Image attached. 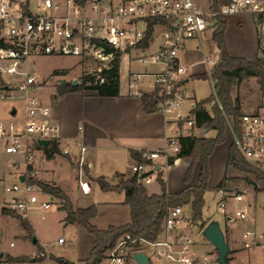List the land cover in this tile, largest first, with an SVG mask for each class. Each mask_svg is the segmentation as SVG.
<instances>
[{"label":"built area","instance_id":"2783aa9c","mask_svg":"<svg viewBox=\"0 0 264 264\" xmlns=\"http://www.w3.org/2000/svg\"><path fill=\"white\" fill-rule=\"evenodd\" d=\"M247 14L256 16L264 39V0H226L215 9L210 7V2L202 9L195 0H0V78L3 81L0 98L13 90L27 91L36 84L34 73L27 66L33 55L92 57L106 61L103 68H108L116 52L121 56L138 49V62L162 65L155 75L154 86L172 93L159 104V110L173 115L175 121L191 129L195 122L181 111L184 97L179 92L181 85L176 86L188 71L179 60V52L185 50L189 40H196L202 48L203 32L207 29L212 32L218 17ZM150 20L155 21L152 34L157 30L160 39L154 53H147V47L139 45L146 36ZM107 47L110 52H106ZM205 63L214 93L216 80L210 76V61ZM101 69L98 67V72ZM140 75L129 74V89L136 86ZM13 115H17L16 109ZM227 130L243 159L264 174V95L253 111L241 115L238 135L229 124ZM59 137L50 106L33 95L23 96L19 117L11 116L9 121L0 123V155L20 157L9 161L8 165L23 169L14 181L4 185L8 198L2 206L6 211L26 218L31 211L47 210L53 203L55 196L31 180L36 178L33 164L37 152L43 149L37 140L47 139L48 146L55 143L62 154L69 153L67 148H60ZM179 137L177 132L167 136L160 149L140 151L145 162L132 165L131 171L142 185L149 183L151 173L156 172L155 159L176 158L180 151ZM246 192V189H218L217 211L225 212L229 197L236 203L242 202ZM236 215L246 218L244 209L236 210ZM191 223V216L180 205L168 207L163 217L162 237L154 242L142 239L139 242L155 248L153 253L160 264H210L207 255H196L192 250L194 241L186 230ZM244 236L254 238L255 235L246 231ZM57 242L63 244L65 238L60 236ZM134 242L129 234L120 236L108 255V264H136L132 259V254L138 251L132 247ZM244 245L249 246L250 242ZM129 255L131 261L127 262Z\"/></svg>","mask_w":264,"mask_h":264},{"label":"crops","instance_id":"0c3cea01","mask_svg":"<svg viewBox=\"0 0 264 264\" xmlns=\"http://www.w3.org/2000/svg\"><path fill=\"white\" fill-rule=\"evenodd\" d=\"M210 43L209 47L205 49L204 42L201 48L196 40H189L186 43L185 50L179 52V60L188 69L179 89V92L184 97L180 109L186 115H189L194 122L195 115L193 110L196 104L210 94L205 98L197 99L193 93L194 88L189 83L190 79L198 78L196 77L197 75L206 73V60L210 61L209 67H212L217 61L218 51L216 45L212 39ZM262 47L261 49H264V46ZM132 51L133 54L130 55ZM128 53L129 56L126 57L125 61L128 66V73L124 83L120 79L122 55L120 56L119 94L117 96H100L93 90L58 93L57 87L49 100H42L43 103L50 106L51 116L59 128L60 137L58 144L60 148H67L69 153L62 154L57 149L50 156H47L44 148L41 149V156L37 157L33 164L36 176L41 182L57 187L66 194L74 209L95 205L97 213L90 219L91 223L96 220L100 213V208L104 206L117 208V210L124 212L122 222H117L114 225L124 224L130 219L129 206L124 203L123 192H117L116 201L93 202L91 198L89 199L94 190L99 188L95 181L92 180L93 178L103 176L109 183L114 184L117 180L116 173L133 174L131 166L136 164L137 160L131 156V151L140 152L141 150L152 151L160 149L163 147L166 137L177 132L180 136L193 133L198 137H213L216 134L214 129L196 127L195 124L191 129H187L180 122L175 121L173 115L160 110L146 113L143 110L140 94L149 93L153 90L155 75L162 68V65L158 67V63L141 64L136 59L140 53L138 49L130 50ZM135 62L141 69L135 67L133 69L131 67L132 63L135 64ZM131 72H137L141 75L136 82V86L129 89L127 81ZM202 80L207 81L211 86L208 78H203ZM258 103L249 108L250 111H253ZM210 106L211 103H204L202 109L210 114ZM12 110L9 112L10 115H13ZM6 116L7 114L4 113L0 115V123ZM10 119L11 116L7 121ZM230 143L231 137L225 132V139L213 148L208 158L209 178L207 188L214 189L215 200L218 189L233 191L230 183L233 177L236 176L235 169L227 164ZM81 147H83L82 151L80 150ZM4 156L10 161L20 159V157L14 155ZM168 159L169 157L163 156L155 159L156 172L151 173L150 182L143 185L148 194H159L161 192L157 181L158 174L164 181L166 192L169 194H178L188 186H196L198 184L200 173V164L198 162L194 163L191 177L186 183L184 174L190 164V160L185 157H176L169 162ZM64 169L72 174L74 178L75 185L73 188L65 181ZM40 172L42 175L38 176ZM6 174L7 176L11 175L12 172L8 171ZM4 179L5 172L0 171V181L2 182ZM221 182H223V186L218 188L217 186ZM0 214L12 216L10 213L5 212L2 205L0 206ZM29 216L30 214L27 218ZM202 219L203 223L204 221L209 223L215 220L210 217L204 218L203 216ZM104 225L110 226L113 224L106 222ZM102 227L104 226L97 228L104 229ZM246 231L254 232L253 230L240 231V227L234 221L232 222V219L227 220L226 218L224 236L226 235L227 237L230 263L231 261H237L238 258L240 259L243 251L248 250L247 252H250L249 248L259 245L260 242L256 233L254 232V238L245 237ZM161 237L162 234L158 238ZM246 241L250 242L249 246L244 245ZM192 250L196 255H201L198 249L192 248ZM247 252L245 254H248ZM33 253L31 252V254ZM98 264H108V260L102 259Z\"/></svg>","mask_w":264,"mask_h":264},{"label":"rangeland","instance_id":"374dc122","mask_svg":"<svg viewBox=\"0 0 264 264\" xmlns=\"http://www.w3.org/2000/svg\"><path fill=\"white\" fill-rule=\"evenodd\" d=\"M200 8L206 9L210 0H195ZM227 27L223 33V40L226 52L231 57L242 58L246 61H254L260 57H264V39L260 34V25L255 15H235L229 16ZM203 42L205 49L209 47L211 41V30L207 29L203 32ZM160 39L158 31L155 30L151 36L147 53H154ZM216 45V44H215ZM215 48V47H214ZM217 48V47H216ZM218 51V50H217ZM133 54V51L130 55ZM129 53L122 54L120 62V79L124 83L128 73L126 57ZM106 61H99L92 57L81 59L77 56L62 55H33L27 62V66L36 77V84L30 86L27 91L13 90L8 96L0 98V115L2 113L7 116L1 120L6 122L10 116L19 117L20 110L23 106V96L33 95L39 100H49L51 94L61 84H69L68 81L77 80V84L81 83V76L94 73L97 68H103ZM134 63V62H133ZM131 65L133 69L141 67L135 62ZM161 64H158V67ZM135 67V68H134ZM156 68V67H155ZM5 78V77H4ZM203 78L190 79L189 85L194 88L193 93L197 99L205 98L209 94H214L209 83ZM64 80V83H60ZM0 78V88L3 87ZM230 95L236 100L244 112H249L264 95V82H261L256 76H249L242 79L239 83L233 81L231 83ZM12 109L17 110V115H10ZM226 133L231 137L230 131ZM42 151L37 152V157L41 156ZM189 159V158H187ZM190 160V159H189ZM10 160L4 155H0V171L5 172L4 181H0V206L8 198V194L4 192V185L14 181L16 174L23 169L16 170L8 165ZM191 162V160H190ZM12 174L7 176V172ZM65 171V169H64ZM236 176L233 177L230 186L233 191H241L246 189L243 201L236 203L229 197L226 203L225 212L217 211L216 200L214 197V189L207 188L204 192V205L202 207V216L204 218H212L219 222L224 233L226 217H230L234 221L240 231L253 230L259 240V245L249 248L250 252L243 251L242 257L237 261H231L228 255L229 264H264V183L253 173L234 170ZM41 172L38 174L40 175ZM65 181L73 188L75 181L72 174L65 171ZM38 179L37 176H35ZM117 178V177H116ZM118 180V178H117ZM114 184H116L118 181ZM40 181V180H39ZM74 195V193H72ZM93 202L99 201H116L117 192H105L96 188L89 196ZM63 200L58 197L54 198L53 203L47 210L31 211L29 218L25 219L30 226L25 229L14 215L4 216L0 214V264H64V262L73 264H82L88 257L92 248L93 235L84 230L77 223H68L65 219L66 211L61 209ZM184 212L191 216L189 204L180 205ZM244 209L246 218L242 219L236 215V210ZM123 211L117 208L102 207L96 220L91 224L95 227L108 226L106 222H111L113 226L117 222H122ZM207 220V219H205ZM203 221V219H202ZM192 223L186 229L195 241L192 248L198 249L201 255H207L210 264L218 263V254L213 245L203 236L202 230L207 223L204 221V227L200 224ZM241 234V233H240ZM63 236L65 243L59 244L57 238ZM36 238L37 243L34 244L32 239ZM10 243H12L10 245ZM41 247V249H39ZM108 249L104 252V258H108L111 252ZM154 247H150L145 243H141L138 250L144 251L148 256L151 264H160V260L154 255ZM31 252H34L31 254ZM248 254H245V253ZM29 254L25 257L24 262H10L7 260L9 255ZM31 259H34L32 261ZM42 259V261H41Z\"/></svg>","mask_w":264,"mask_h":264},{"label":"trees","instance_id":"16d2710c","mask_svg":"<svg viewBox=\"0 0 264 264\" xmlns=\"http://www.w3.org/2000/svg\"><path fill=\"white\" fill-rule=\"evenodd\" d=\"M225 1L210 0V7L214 9L218 8ZM228 21L229 18L227 16L218 17L211 32V39L216 44L218 50L217 61L210 70V76L216 80L214 83V94H210L207 98L199 101L193 110L195 126L214 129L216 134L213 137H198L190 133L179 137L180 151L176 157H185L191 160L184 174V181L186 183L191 177L194 163L198 162L200 164V173L196 186H188L178 194H169L166 192L164 181L158 174L157 181L160 185L161 192L159 194H148L145 187L138 181L136 174L125 175L116 173L115 176L118 178L116 184L109 183L103 176L93 178L92 180L95 181L102 191L123 192L124 203L129 206L130 214L129 221L124 224L117 226L110 225L106 229H98L90 222V219L97 213L95 205L74 209L67 195L59 188L43 183L36 178L31 180L39 184L45 191H49L55 197L63 200L64 203L61 209L66 211L65 219L68 223H77L85 231L93 235L92 248L88 257L82 261V264H98L104 258V252L112 248L117 239L124 234H129L135 240L132 244L135 250H138L141 246L140 239L147 242L156 241L161 234L163 217L168 207L189 204L191 221L194 224H200L201 227L204 226L202 221V207L204 205L203 195L207 189V181L209 178L208 158L213 148L225 139L228 124L234 134H239V119L244 113L240 104L232 99L230 95L231 83L233 81L239 83L242 79L249 76H256L261 82H264V57H260L254 61H246L242 58L231 57L226 52L223 33ZM154 23V20L148 21V30L144 39L139 43L140 46H148ZM105 50L106 52H110L108 47ZM119 61L120 53L116 52L108 68H102L99 72L96 71L82 75L81 83L79 84H61L57 88L58 93L93 90L100 96H117L119 94ZM196 77L208 78V74L204 73ZM100 78L103 79L102 82L99 81ZM182 83L183 80L178 82L176 86H180ZM171 94L166 93L158 86H154L151 92L140 95L143 110L146 113L159 110V104ZM204 103H211L210 114L202 109ZM56 150L55 143H52L44 149L47 156H50ZM131 156L138 163L145 162L141 158L140 152L131 151ZM168 161L171 162L172 157H169ZM227 164L236 170L255 174L264 183V174L257 171L243 159L234 142H231L229 145ZM222 186L223 182L219 183L217 187L221 188ZM5 212L10 213L6 210ZM10 214L14 215L25 229L30 228L25 219L13 213ZM224 237L227 242L226 235ZM8 261L24 262L25 257L9 256ZM126 261H131L130 255L127 256Z\"/></svg>","mask_w":264,"mask_h":264},{"label":"water","instance_id":"95a60500","mask_svg":"<svg viewBox=\"0 0 264 264\" xmlns=\"http://www.w3.org/2000/svg\"><path fill=\"white\" fill-rule=\"evenodd\" d=\"M60 83H64V80H61ZM67 83H71L72 85L77 84V80L73 79L72 81H68ZM15 112V109L12 110V114ZM37 143L41 145L42 148H46L49 144L47 139H39ZM19 179L22 180L23 176L20 175ZM203 236L209 241L213 247L216 249L218 254V263L219 264H229L228 262V254H229V246L225 241L224 233L220 227V224L217 220H212L205 225L202 230ZM33 243L36 244L37 240L34 237L32 239ZM132 259L136 262V264H151L148 256L144 251L138 250L132 254ZM34 261V259H31ZM64 264H73L64 262Z\"/></svg>","mask_w":264,"mask_h":264}]
</instances>
